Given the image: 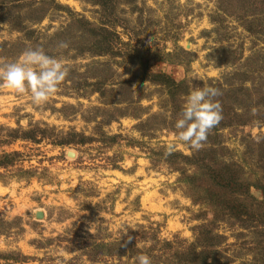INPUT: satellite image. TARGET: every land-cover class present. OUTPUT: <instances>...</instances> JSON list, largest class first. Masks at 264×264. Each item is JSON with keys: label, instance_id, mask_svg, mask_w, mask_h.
Instances as JSON below:
<instances>
[{"label": "rangeland", "instance_id": "obj_1", "mask_svg": "<svg viewBox=\"0 0 264 264\" xmlns=\"http://www.w3.org/2000/svg\"><path fill=\"white\" fill-rule=\"evenodd\" d=\"M212 144L264 178V0H0V264H264Z\"/></svg>", "mask_w": 264, "mask_h": 264}, {"label": "trees", "instance_id": "obj_2", "mask_svg": "<svg viewBox=\"0 0 264 264\" xmlns=\"http://www.w3.org/2000/svg\"><path fill=\"white\" fill-rule=\"evenodd\" d=\"M160 78L168 82L170 85L173 84V80L169 77H166L165 75H160ZM216 144H212L209 149H203L200 150L198 154H201V156H196L195 158H198V162L201 161L203 165H207L206 159L209 154H212V158L214 159L216 157L215 155V150H216ZM213 147V148H212ZM9 154H5L4 158L8 157ZM188 158H185L187 161H193L196 159L191 158L192 156H187ZM3 160H0V165L3 163ZM209 161V160H208ZM206 163V164H205ZM233 164H229L230 167L226 164L227 169L223 168H218L214 167L212 165H207V168L210 170V176L211 179L213 180L212 182L216 183L217 185L220 186L222 195L225 194L224 192L228 193V196H231L232 194H242V191L245 193H248L250 190V187H256L260 189L264 196V178L263 177H258L257 180H254L253 182H246V183H239L238 180V173L240 168V164L237 162H232ZM195 178L194 176H190L188 178V181L192 180ZM227 195V194H226ZM238 196H231L230 198H223V199H216V200H211L216 204V206H224L225 209H229L232 214L236 216H243L247 215L249 213V210L246 208V204L242 201H239ZM220 207V206H219ZM222 208V207H221Z\"/></svg>", "mask_w": 264, "mask_h": 264}, {"label": "water", "instance_id": "obj_3", "mask_svg": "<svg viewBox=\"0 0 264 264\" xmlns=\"http://www.w3.org/2000/svg\"><path fill=\"white\" fill-rule=\"evenodd\" d=\"M69 154H70V153H69ZM37 216H39V217L43 216V212L38 211V212H37Z\"/></svg>", "mask_w": 264, "mask_h": 264}]
</instances>
